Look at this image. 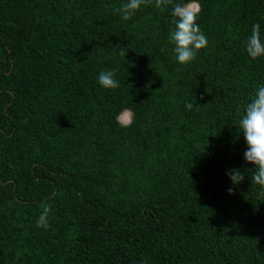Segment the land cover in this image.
I'll return each mask as SVG.
<instances>
[{
	"label": "trees",
	"instance_id": "1",
	"mask_svg": "<svg viewBox=\"0 0 264 264\" xmlns=\"http://www.w3.org/2000/svg\"><path fill=\"white\" fill-rule=\"evenodd\" d=\"M214 3L217 10L197 19L208 47L182 71L169 42L175 26L168 10L146 19L148 9L142 6L129 21L113 17L92 27L85 20L73 27L55 20L54 11L40 15L27 0H0V114L7 125L0 141L12 144L0 149V208L13 210L0 227H6L8 218L28 220L29 240L35 242L57 235L66 221L76 223L74 264H264L261 189L245 173L229 195L231 181L221 164L229 162L242 172L253 167L244 160L247 144L236 121L264 83V59L254 61L245 51L254 24L264 39V0ZM76 32L85 33L89 43L117 33L125 50L131 48L155 67L179 69L178 88L165 91L179 101L178 121L164 132L162 146L174 164L159 159L145 165L131 161L129 154L102 150V163H84L74 154V138L66 129L49 112L41 115L28 106L27 97L36 96L28 93L19 72L31 68L42 50L56 59L57 72L41 80L37 97H48L54 109L65 113L90 116L96 96L76 61L81 52ZM20 121L24 128L36 123V132L19 143ZM24 150L34 158L28 169L24 161L14 160ZM37 183L50 186L43 200L29 194ZM43 204L53 207L49 229L36 225ZM4 231L0 229V264H39L37 259H15Z\"/></svg>",
	"mask_w": 264,
	"mask_h": 264
},
{
	"label": "rangeland",
	"instance_id": "2",
	"mask_svg": "<svg viewBox=\"0 0 264 264\" xmlns=\"http://www.w3.org/2000/svg\"><path fill=\"white\" fill-rule=\"evenodd\" d=\"M27 1L35 5V10L40 15L54 11L55 20L65 21L67 25L73 27L85 20L92 24L90 26L96 27L103 19L121 17L115 9L125 2L121 0H44V5L50 9L47 11L41 4L42 0ZM187 2L188 0H174V3ZM197 2L200 9L197 19L206 18L218 9L214 0H197ZM147 9V15L144 12L146 19L154 14L161 16L160 14L163 13L154 7V3L147 5ZM167 10L171 13L170 7ZM64 14L67 17H63ZM172 19V16L168 17V20ZM160 30L161 27L155 28V31ZM71 32H74V29L71 28ZM74 34L76 43L81 47L76 61L84 70L96 96L92 97L90 116L86 118L65 113L63 110L54 109L48 97H37L41 80L47 74L52 75L57 72L56 59L48 51L42 50L35 54L36 59L31 68L25 67L19 72L27 81L28 93L36 96L27 97L28 106H33L34 111L39 114L41 111L49 112V117L54 121L57 120L60 127L66 129L65 134L74 138L71 145L76 152L73 153L84 163L87 161L91 164L94 161L102 163V150L109 153L117 151L120 156L129 154L131 161L140 160L145 165L159 159L174 164L173 155H169V151L162 146L164 132L178 121L179 101H176V97L172 95H166L165 91L178 88L179 71L170 70L169 67H155L148 59L136 56L131 48L126 50L128 52L125 58L121 57L118 54L119 48L116 47L120 46L122 38L117 33L107 35L102 40L95 38L93 43L87 42L85 33ZM183 69H185L184 65L181 70ZM105 70L116 72V79L120 83L118 89L108 90L99 85L98 75ZM35 124L24 128L23 121L19 122L17 129L19 143L35 134ZM6 127L3 116L0 114V130ZM5 145L12 144L7 140H1L0 149L4 150ZM14 160L15 162L24 161V166L28 169L29 162H32L34 158L32 153L24 150ZM221 164L226 166L225 174L228 169H235V166L228 165L229 162ZM52 179L54 182L60 181L55 177ZM119 180V176L115 178L116 183ZM37 184L38 187L32 188L29 194L43 200L47 194L49 195L50 186L47 183ZM57 185L60 186L58 183ZM49 206L52 213L53 207ZM13 208L15 211L23 209L14 205ZM38 209L41 211V207ZM9 211L13 210L0 208V226L5 222V217L11 215ZM26 213L28 217L32 216L30 210ZM53 225V222H50L46 229ZM31 226L28 220L22 222V218L18 221L8 218L6 227H0V229L5 228L4 237L13 244L15 259H37L39 264H74L79 227L76 223L66 221L57 235L35 240V242L29 240L31 237L28 236L27 229Z\"/></svg>",
	"mask_w": 264,
	"mask_h": 264
},
{
	"label": "clouds",
	"instance_id": "3",
	"mask_svg": "<svg viewBox=\"0 0 264 264\" xmlns=\"http://www.w3.org/2000/svg\"><path fill=\"white\" fill-rule=\"evenodd\" d=\"M161 12L171 8L174 29L169 33V42L173 45V52L177 62L188 66L194 62L198 53L208 47V40L201 31L197 22L199 5L197 0H188L187 3H174V0H125L115 9L124 21L131 20L141 10L142 6L152 5ZM119 55L126 57L125 47L118 46ZM245 51L252 60L264 59V39L261 37L259 24H254L247 38ZM179 71V69H178ZM99 85L108 90L120 87L116 79V72L112 70L101 71L98 75ZM190 110L193 105L187 104ZM239 119L236 121L238 135L242 134L247 144L244 153L246 168L243 172L239 169H228L226 175L231 181L228 194H234V188L245 180V173L251 174V183L259 186V195L264 197V83L258 85L254 94L246 102L243 111H238ZM51 208L47 204L41 205V212L37 217V227L46 229L49 226Z\"/></svg>",
	"mask_w": 264,
	"mask_h": 264
}]
</instances>
